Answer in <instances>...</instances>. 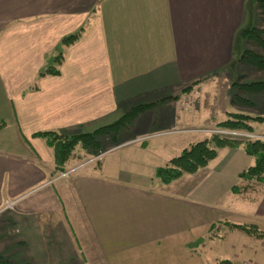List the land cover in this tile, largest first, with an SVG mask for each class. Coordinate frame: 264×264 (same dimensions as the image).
Listing matches in <instances>:
<instances>
[{"label": "crops", "instance_id": "0c3cea01", "mask_svg": "<svg viewBox=\"0 0 264 264\" xmlns=\"http://www.w3.org/2000/svg\"><path fill=\"white\" fill-rule=\"evenodd\" d=\"M240 1L0 0V264H202L189 249L198 213L166 192L169 183L152 184L170 159L160 157L166 141L133 142L136 133L90 158L79 144L61 171L42 133L112 124L135 96L222 64ZM178 100L167 124L179 119ZM234 185L225 208L240 220L229 221L227 241L239 260L243 237L264 236V185ZM7 200L15 205L3 210ZM252 247L249 260L264 264V246Z\"/></svg>", "mask_w": 264, "mask_h": 264}, {"label": "rangeland", "instance_id": "374dc122", "mask_svg": "<svg viewBox=\"0 0 264 264\" xmlns=\"http://www.w3.org/2000/svg\"><path fill=\"white\" fill-rule=\"evenodd\" d=\"M240 3L241 11L233 16L234 23L228 32V38H230L228 59L215 68L199 73L195 72V77L193 76L190 81H183V83L180 79L169 81L148 91L146 94L135 96L136 101L129 102V109L120 112L123 116L120 118L117 127L109 129L108 133L104 134V137L107 136L108 138L100 140L103 135L99 136L98 149L85 146L88 153L84 158L102 153L106 147L111 146L113 143L123 144L126 138L136 133L142 134L136 136L133 142H142L148 138H143L146 135L154 136L152 140L166 141L160 154V157L166 160L178 155L190 143L209 137L211 133L243 137L259 136L264 139V123L257 120H253L251 123L252 132L232 129L223 130L217 127L220 121L229 117L228 113L230 111L251 116H264L263 94L240 92V96L248 98L251 103L241 101L234 95V93H237L235 82L264 80V69L251 67L237 61L242 56L244 49L252 48V45L241 36V31L248 26L264 28V18L261 17L259 9H257L259 0H241ZM84 27L83 24L82 28ZM253 49L255 48L253 47ZM193 81L196 82L193 83ZM190 85L191 89L186 91L185 88ZM179 98V103L186 105L182 106L177 103L180 106L176 113L179 119L173 121V124H167L166 113L172 110L170 104L173 100ZM146 102H153L151 104L156 106L151 108L149 106V109L146 108L147 110L144 109L138 113H130V110H133L132 108L136 104H150ZM197 122L201 124L196 127L199 131L188 129L194 127L189 126L191 123L197 124ZM166 124L167 126H165ZM144 129H146L145 132ZM79 148L80 146L76 150H79ZM237 150L233 151L226 146L217 148L218 156L211 161L207 169L204 166L194 173H183L180 177L168 182L169 185L166 187V192L169 195L175 198H183L182 204L187 211L194 210L196 215L198 213V223H194L196 226L191 232L199 233L200 237L191 239L189 249H194L202 264H228L224 260L233 259L232 253L230 254L228 251L229 241L227 239L231 236L229 221L236 222L240 218H237L239 216L236 214L234 207L225 208L228 205L225 201L235 197L230 188L239 180L236 174L237 171L254 162V157L247 155L241 146ZM72 153H74V150ZM228 157H231V161L226 163ZM212 167L213 171L211 170ZM215 171L220 172L215 173ZM158 183L168 184L162 182L157 175H154L152 184L157 185ZM242 221L250 222L248 219H242ZM235 236L232 235L233 238ZM263 237L257 236L256 240L249 236L243 237L250 242L249 248L247 244L243 257L239 260H232V264H255L254 260H249L251 257L254 259V256L248 250L254 248L252 246L255 245L264 246ZM184 264H188V262L185 260Z\"/></svg>", "mask_w": 264, "mask_h": 264}, {"label": "trees", "instance_id": "16d2710c", "mask_svg": "<svg viewBox=\"0 0 264 264\" xmlns=\"http://www.w3.org/2000/svg\"><path fill=\"white\" fill-rule=\"evenodd\" d=\"M258 9L261 17L264 18V0H259ZM264 28L256 26H248L241 31V36L244 37L252 48L243 50L242 56L238 62L247 64L251 67L264 69ZM78 34H73L64 37V41L73 40ZM253 47L255 49H253ZM196 81H193L195 83ZM237 85V93L235 97L241 101L250 102L248 98L240 96L241 93H260L264 95V80H250L246 82H235ZM191 89V85L185 90ZM150 104L139 103L130 110V113H138L143 111ZM228 118L220 121L217 125L219 129L244 130L252 132L251 125L253 120L264 123V116H251L239 112H230ZM119 121L105 126H101L93 131L86 133H78L71 135H60L56 132L46 131L42 133L47 136L49 144L54 146L55 161L59 170L63 171L64 163L71 157L75 146L81 144L84 147H94L98 149L100 141L99 136L108 133L109 129H115ZM41 134V135H42ZM225 146H241L243 151L254 157V162L244 168L239 174V183L232 187L233 192H245L252 188L254 184L264 185V139L259 136L243 137L223 135L222 133H211L209 137L196 141L185 147L178 155L170 158L165 164L158 166L155 170L162 182L168 183L183 173H194L199 168L204 167L208 162L217 155V148ZM232 227L246 230L248 233L259 231L256 227H247L245 225L230 224Z\"/></svg>", "mask_w": 264, "mask_h": 264}, {"label": "built area", "instance_id": "2783aa9c", "mask_svg": "<svg viewBox=\"0 0 264 264\" xmlns=\"http://www.w3.org/2000/svg\"><path fill=\"white\" fill-rule=\"evenodd\" d=\"M149 136H152V135H146L144 136L143 138H146V137H149ZM141 139V138H139ZM93 159L89 160V162H91ZM69 172H61L58 177H64V176H67ZM15 200H7L4 204V207H3V210L7 209V208H13V206L15 205Z\"/></svg>", "mask_w": 264, "mask_h": 264}]
</instances>
